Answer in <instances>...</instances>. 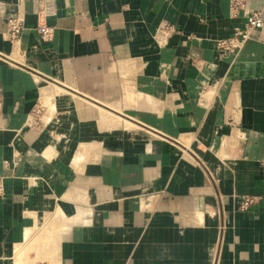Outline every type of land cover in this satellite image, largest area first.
I'll return each instance as SVG.
<instances>
[{"label":"crops","instance_id":"obj_1","mask_svg":"<svg viewBox=\"0 0 264 264\" xmlns=\"http://www.w3.org/2000/svg\"><path fill=\"white\" fill-rule=\"evenodd\" d=\"M253 11L0 0V264H264V22L218 48Z\"/></svg>","mask_w":264,"mask_h":264},{"label":"built area","instance_id":"obj_2","mask_svg":"<svg viewBox=\"0 0 264 264\" xmlns=\"http://www.w3.org/2000/svg\"><path fill=\"white\" fill-rule=\"evenodd\" d=\"M245 0H232L233 7L235 10L242 7ZM243 27H237L234 34L229 39H223L218 42V48L223 51L234 52L239 49L246 40L251 36L253 29L260 28L263 26V18L257 11L249 12L244 21ZM24 18L22 16H12L8 20L9 26V37L11 39L18 38L23 32ZM171 28L170 26H168ZM39 32L44 40H51L54 35L53 27L48 24H42L39 28ZM3 105V91L0 87V111ZM3 176L0 174V192L3 190ZM253 202L252 199L246 198L243 203V207L247 208Z\"/></svg>","mask_w":264,"mask_h":264},{"label":"bare ground","instance_id":"obj_3","mask_svg":"<svg viewBox=\"0 0 264 264\" xmlns=\"http://www.w3.org/2000/svg\"><path fill=\"white\" fill-rule=\"evenodd\" d=\"M105 109V108H104ZM106 110V109H105ZM104 112H107V110L106 111H104ZM107 114V113H106Z\"/></svg>","mask_w":264,"mask_h":264}]
</instances>
